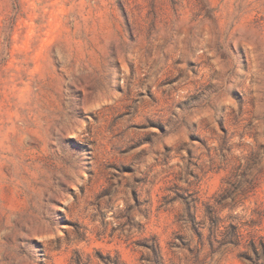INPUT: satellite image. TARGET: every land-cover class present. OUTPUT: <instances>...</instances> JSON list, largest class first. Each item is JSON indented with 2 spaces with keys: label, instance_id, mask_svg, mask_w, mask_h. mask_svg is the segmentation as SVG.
I'll return each mask as SVG.
<instances>
[{
  "label": "clouds",
  "instance_id": "9594fccd",
  "mask_svg": "<svg viewBox=\"0 0 264 264\" xmlns=\"http://www.w3.org/2000/svg\"><path fill=\"white\" fill-rule=\"evenodd\" d=\"M35 2L41 22L34 35L44 39L48 33L47 44L14 48L23 56L11 75L6 74L14 65L0 66L5 89L23 69L29 93L26 102L10 99L8 92L0 101L5 119L8 108L16 117L8 131H0V264H56L58 254L76 236L72 228L67 236L62 231L60 204L70 219L89 230L97 228L100 212L111 206L108 197L97 199L102 188L114 184L113 170L107 167L111 162L136 169L118 177L123 183L115 185L121 191L113 199L121 209L132 205L129 214L146 226L145 235L183 228L194 249L203 243L195 259L187 250L177 257L173 249L174 260L236 264L240 249L225 245L210 252L207 233L203 242L197 241L182 202L163 205V220L152 214L145 219L130 189L146 191L150 199L154 190L175 182L197 190L202 202L210 200L206 182L218 179L219 169V175H226L241 162L227 146L234 147L241 132L264 130V0H137L130 30L123 28L114 0ZM52 7L61 10L55 32L49 31L44 15ZM69 13L75 14L71 24ZM189 61L194 62L191 69ZM175 77L174 83H164ZM149 119L163 120L167 135L156 132L153 143L120 155L145 133L155 132L129 127ZM4 127L0 122V129ZM190 134L200 136L206 146L189 140ZM71 137L94 142L91 166L88 153L65 162L68 145L75 143ZM165 145L171 153L164 152ZM189 148L196 154L192 164L187 160ZM178 156L184 157L179 164ZM257 167L264 178V159ZM134 176H146L148 182L136 185ZM70 189H75L72 195ZM217 209L226 222L243 224L249 219L243 203L234 206L227 200ZM261 228L264 234V225Z\"/></svg>",
  "mask_w": 264,
  "mask_h": 264
},
{
  "label": "rangeland",
  "instance_id": "374dc122",
  "mask_svg": "<svg viewBox=\"0 0 264 264\" xmlns=\"http://www.w3.org/2000/svg\"><path fill=\"white\" fill-rule=\"evenodd\" d=\"M137 8V0H114V10L122 21L125 30H130L133 27ZM40 11L41 9L35 0H0V37H3L0 39V66L14 65L9 68L6 75L16 72L19 66L18 62L23 56V51H14V48L26 49L35 44L43 47L47 44L48 33L45 34L44 39L34 35L41 22L40 16L37 15ZM44 15L49 25V31H57L61 10L52 7ZM74 15V13H69L68 24L73 22L71 17ZM193 63L192 61L188 62L190 69L193 68ZM178 78H168L164 83H174L175 79ZM26 80L27 75L21 69L20 74L8 82L7 89L0 81V101L4 98L5 92H8L10 99L26 102L29 95L24 83ZM149 96L151 97V92H149ZM12 111V108L7 109V118L5 119L4 109L0 106V122L6 125L0 131H8L7 126L13 125L16 121ZM251 124L252 122L249 121V126ZM129 127L141 131L150 128L155 129V132L145 133L135 144L121 149L120 155L140 147L142 144L153 143L156 132L167 135L168 131L163 120L157 122L149 119L146 124H134L129 125ZM218 127L221 132L227 135L228 129L219 121ZM69 139L75 140V143L68 145L65 162L72 163L77 159V154L88 153L91 157L89 160V166H91L92 161L96 159L94 142H81L75 137ZM189 140L205 146L207 144L198 135L190 134ZM262 141H264V130L257 129L252 133L241 132L235 141V146H227L228 151L235 153L241 162L233 164L226 175H219L223 171L222 168L219 169L218 179L213 177L206 182V190L212 193L210 200L202 202L197 190L190 191L182 184L175 182L163 186V190H154L150 199L146 191L132 187L130 189L131 200L140 210L141 215L145 216V219L148 218L149 214H152L158 215L160 220L166 218L163 205L182 202L186 222L191 226V231L195 234L197 241L203 242L207 233L210 252L219 251L225 245H230L234 249H240L235 255L236 264H264V234H261V226L264 225V178L261 177V170L257 167L264 159V142ZM164 152L171 153V147L165 145ZM186 154L188 164H192L196 155L195 152L189 148L186 149ZM175 159L179 164L184 157L178 156ZM164 162L168 163V160L166 159ZM107 167L113 170L114 184L102 188L97 193V199L102 200L104 197H108L111 206L106 213L100 212L97 228L89 230L88 225L82 224L79 220L70 219L67 208L60 204V208L63 210L62 231L67 236V229L72 228L75 230L76 236L75 239L68 242L65 250L58 254L56 264H179V260H174L170 255L173 249L177 257L184 250L193 255L194 259L199 256V252L204 246L203 243H201L200 249H194L191 237L183 228L171 233L145 235L146 226L129 214L132 205H128L126 209H121L120 205L113 199V197H119L121 191L115 185L123 183L118 177L132 175L136 169L131 164L123 162H111ZM186 171L188 175H193L190 170L186 169ZM87 174L89 176L94 175V170ZM133 182L136 185H141L148 181L146 176H134ZM225 184L228 187L221 189L220 186ZM60 187L63 190L65 186L60 184ZM213 189L217 190L213 191ZM80 190L83 192V187ZM74 192L75 189L68 190L69 195ZM237 196L241 198L239 201ZM73 198L75 199V197ZM227 200H232L234 206H238L239 203L247 205L249 219L244 220L243 224L226 222L224 216L219 213L217 205H221ZM149 205L150 207H148ZM113 207L116 209L115 211H113ZM201 216L206 217V220L198 218ZM239 216L238 213L236 217H231V219H236ZM217 232L220 233L219 236L216 235ZM40 246L41 248L44 247L42 241ZM44 251L45 256H47V250Z\"/></svg>",
  "mask_w": 264,
  "mask_h": 264
}]
</instances>
